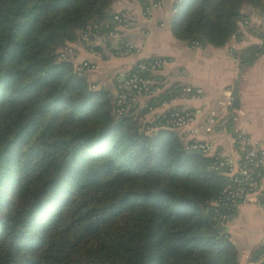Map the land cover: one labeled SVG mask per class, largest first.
<instances>
[{"label": "trees", "instance_id": "1", "mask_svg": "<svg viewBox=\"0 0 264 264\" xmlns=\"http://www.w3.org/2000/svg\"><path fill=\"white\" fill-rule=\"evenodd\" d=\"M114 1L0 0V264H238L217 157L74 69L70 44L113 25ZM246 6L264 17V0H175L170 28L222 45ZM262 52L264 33L240 56Z\"/></svg>", "mask_w": 264, "mask_h": 264}, {"label": "crops", "instance_id": "2", "mask_svg": "<svg viewBox=\"0 0 264 264\" xmlns=\"http://www.w3.org/2000/svg\"><path fill=\"white\" fill-rule=\"evenodd\" d=\"M174 1L146 0L151 7L147 15L141 0H115L113 11L125 16V24L111 19L119 35L72 42L73 61L95 62L96 67L87 72L88 78L95 87L104 86L114 93L117 82L139 59L167 57L159 71L164 78L161 89L142 97L152 109L133 106L143 121L149 123L151 118L172 107L189 108L195 114L196 136L212 144L208 154H239L240 145L233 141L236 132L264 143V52L250 63L242 61L240 56L248 46L262 42L263 32L256 28L257 23H263L260 28L264 30V17L246 6L247 16L240 21L238 35L233 34L222 45L200 43L198 46L173 34L170 22ZM121 40L132 42L135 49L115 53ZM187 86L192 90H187ZM209 116L215 119L211 130L206 127ZM225 225L224 230L236 247L238 264H250L253 251L264 238V176L260 190L241 202Z\"/></svg>", "mask_w": 264, "mask_h": 264}, {"label": "built area", "instance_id": "3", "mask_svg": "<svg viewBox=\"0 0 264 264\" xmlns=\"http://www.w3.org/2000/svg\"><path fill=\"white\" fill-rule=\"evenodd\" d=\"M145 14L150 13V4L146 0H141ZM154 5V3H152ZM113 19L119 24H125V16L120 11H115ZM106 29L101 31V27L94 25L93 28L82 33L84 39L91 35L101 36L106 39L109 36L119 35V31L114 24H105ZM194 45H200L197 40L191 41ZM135 49L130 41L121 40L116 46L117 54L129 53ZM168 58L164 56L144 57L139 59L130 70L127 71L124 78L117 82L115 87V111L122 114L129 106H139L151 110L152 107L142 97L152 94L161 89L164 81L159 73L166 64ZM96 63L89 59H83L75 63L74 69L78 73H86L93 70ZM187 90H192L190 86ZM199 90H197L198 92ZM164 118L163 124L177 130L183 138L188 141V146L208 154L212 149V144L206 140H201L196 136V127L194 125V111L189 108L172 107L160 113ZM155 117L151 118L152 125ZM214 117L207 119V130H211V124ZM233 141L238 142L241 152L234 156H224L217 152L213 155L216 160L213 166L221 169V173L226 176V183L221 190L220 195L212 200L214 215L220 223L225 224L236 214L238 205L241 202L248 201L252 194L260 190L262 176H264V143L254 140L245 133L236 132L233 135ZM264 245V238L261 242ZM250 264H264V250L255 258L250 260Z\"/></svg>", "mask_w": 264, "mask_h": 264}, {"label": "rangeland", "instance_id": "4", "mask_svg": "<svg viewBox=\"0 0 264 264\" xmlns=\"http://www.w3.org/2000/svg\"><path fill=\"white\" fill-rule=\"evenodd\" d=\"M241 21H242V20H241ZM239 24H240V22H239ZM250 24H251V23H250ZM253 24H255V23H253ZM257 24H258L259 26H258V28L255 27L256 30H258L260 33H261V32L264 33V30H262V29L260 28V26L263 25V23H257Z\"/></svg>", "mask_w": 264, "mask_h": 264}, {"label": "water", "instance_id": "5", "mask_svg": "<svg viewBox=\"0 0 264 264\" xmlns=\"http://www.w3.org/2000/svg\"><path fill=\"white\" fill-rule=\"evenodd\" d=\"M224 229H225V227H226V225L225 224H220Z\"/></svg>", "mask_w": 264, "mask_h": 264}]
</instances>
